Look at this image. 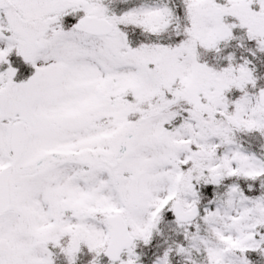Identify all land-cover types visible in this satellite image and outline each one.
Returning <instances> with one entry per match:
<instances>
[{"label":"snow or ice","instance_id":"obj_1","mask_svg":"<svg viewBox=\"0 0 264 264\" xmlns=\"http://www.w3.org/2000/svg\"><path fill=\"white\" fill-rule=\"evenodd\" d=\"M0 264H264V0H0Z\"/></svg>","mask_w":264,"mask_h":264}]
</instances>
